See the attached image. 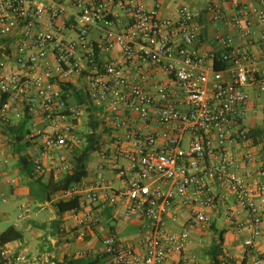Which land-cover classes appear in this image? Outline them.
<instances>
[{
    "label": "built area",
    "instance_id": "obj_1",
    "mask_svg": "<svg viewBox=\"0 0 264 264\" xmlns=\"http://www.w3.org/2000/svg\"><path fill=\"white\" fill-rule=\"evenodd\" d=\"M42 1L0 0V121L10 127L27 122L21 144L37 154L34 173L56 181L74 172V152L91 132L88 109L99 127L123 132L102 141L92 183L84 178L57 197L79 201L73 212L79 228L97 225L98 206H114L120 198L128 202L125 217L141 220L144 254L110 233L99 255L103 264H167L177 256L198 264L186 255L191 233L212 227L207 210L218 205L237 231L245 226L240 216H248L251 234L244 246L253 249L264 238V164L243 169L241 162L264 154V0L252 6L223 0L232 3L231 15L209 3L204 13L210 22L232 28L245 42L218 29L204 53L189 50L200 42L202 27L200 13L188 6L173 21L161 20L138 0ZM114 6L131 21L125 32L113 29ZM71 16L76 22L59 25ZM65 29L76 39L61 37ZM97 29L103 32L99 52L90 38ZM254 45L260 53L250 49ZM115 48L121 59L102 60L101 49ZM75 78L86 81L82 103L71 102ZM252 91L258 98L250 107ZM108 169L117 172L121 188L108 184ZM177 203L192 208L191 217L182 232L172 233L166 214ZM0 264L52 263L3 246ZM220 264L242 263L223 258ZM248 264H264V253Z\"/></svg>",
    "mask_w": 264,
    "mask_h": 264
},
{
    "label": "crops",
    "instance_id": "obj_2",
    "mask_svg": "<svg viewBox=\"0 0 264 264\" xmlns=\"http://www.w3.org/2000/svg\"><path fill=\"white\" fill-rule=\"evenodd\" d=\"M213 1L221 4L229 15L233 13L232 3L224 2L223 0H138L139 4L148 11L156 12L158 18L161 20L176 21L179 10L184 6L198 11L200 13L198 21L202 27V35L198 44L189 47L190 51L198 53L206 52L213 44L218 29L230 35L237 44L244 43L245 40L232 28H226L220 23L213 24L210 22L204 10ZM238 1L247 6L255 4V0ZM38 2L42 3L43 1L38 0ZM113 15H115L113 29L117 32L127 31L131 24L130 19L124 16L117 6L113 7ZM70 22H76V19L72 16L70 18L65 17L60 21L59 25L64 26L66 25L65 23ZM102 35L103 32L97 29L93 30L90 36L98 52L99 46L102 44ZM61 37L76 39L77 35L74 31L65 29L62 31ZM250 49L257 54L262 50L258 45H254ZM100 55L102 60L106 62L117 61L122 57L120 48H115L108 53L101 49ZM72 83V89L77 93L83 85L85 86L86 81L75 78ZM257 98L256 91H252L250 107L255 105ZM76 101V95H73L71 102ZM96 115L98 120L102 122L103 112L98 110L96 111ZM9 128L10 126L0 121V203L3 201L4 204H7L11 199L21 202L23 209H28L27 213L24 211L23 216L26 226L23 228L24 231L26 228L29 237L28 240H25V233L23 234L16 227H13L23 234V239L5 245L6 249L12 252L25 253L33 259L47 260L52 264H67V260L76 259L75 254L77 252H83L88 259L98 257L103 250V239L110 233H115L123 241L134 243L137 246L138 252L142 255L144 254V249L141 245L142 222L137 217H125L128 202L123 201L121 198L117 200L118 203L114 206L109 205L104 207L103 205H99V222L97 225L83 228L76 226L73 220L74 210L63 215H58L54 204L58 201L57 197L59 193L53 196L50 202H37L32 192V189L35 191L37 179H42L45 184L50 181L55 183L60 181L54 180L53 176L49 174L39 177L33 173L34 179L22 174V169L19 165L20 157L25 156L33 163L37 154H30L32 152L30 148L22 144L20 145L22 151L18 154V147L14 145ZM99 132L102 134V141L108 143L114 141L115 136L123 135L122 131H115L106 126L104 127L103 124H100ZM25 148H28L29 151L25 152ZM96 154L99 161L94 174H90L88 170V176L85 178L90 183L93 182L97 167L102 162L99 151ZM235 155L241 159L245 154ZM121 164L126 168L128 167V161L125 159L121 160ZM241 164L243 169H257L264 164V155L255 154V161L253 163L246 165L241 162ZM105 177L108 184L112 187L121 188L124 185L117 172L113 169H108ZM13 180L16 181L15 184L10 183ZM191 209L190 207H183L179 203L170 208L166 214L167 230L172 233L182 232L191 217ZM5 212L8 214L9 210L7 209ZM207 212L213 219L212 227L206 231L197 229L191 233L192 241L187 247L186 254L190 262L195 260L198 264H212L210 252L219 243H221L222 251V254L218 257L219 260L233 258L238 263L248 264L257 257L258 252L264 253V238L262 237L255 240L253 249H245L244 242L251 234L249 219L246 214H242L238 220L245 224L244 228L241 231H237L234 224L225 220L223 205H218L214 209L207 210ZM4 217L5 215L1 216L0 213V220ZM43 230H46V232H43ZM3 232H0V235ZM30 250L34 252L33 256L29 254ZM167 264L188 263L183 260V257L177 256Z\"/></svg>",
    "mask_w": 264,
    "mask_h": 264
},
{
    "label": "trees",
    "instance_id": "obj_3",
    "mask_svg": "<svg viewBox=\"0 0 264 264\" xmlns=\"http://www.w3.org/2000/svg\"><path fill=\"white\" fill-rule=\"evenodd\" d=\"M76 99L78 102L82 103L83 94L81 91L76 93ZM3 101H0V106ZM90 113V121L89 128L90 133L86 135V143L82 148L75 150L74 152V172L72 175L67 176L64 180L55 183L50 181L48 183H44L42 179H37L35 182V191L32 189L34 199L39 203L50 202L56 194L61 191L67 189L70 185L76 182H80L82 179L88 176L87 164L89 162L92 154L96 153L102 143V134L99 132V122L95 119L94 114H92V110L88 109ZM27 130V122L20 126H13L9 128V133L13 137L14 145L17 148V153L20 154L22 151L21 141L24 139ZM255 135V143L259 144L261 141L258 138L260 135V131H254ZM264 155V154H263ZM19 165L22 169V174L24 176H28L31 179H34V164L28 160L25 156L20 157ZM33 188V187H32ZM55 208L58 215H63L67 212L73 211L79 207L78 200H69L63 201L58 200L55 202ZM23 239V234L16 230L13 227L8 228L0 235V247H3L11 242L19 241ZM222 254L221 251V243L215 245L210 252V256L212 259V264H220L219 256ZM67 264H103V261L100 256L88 259H69L67 260Z\"/></svg>",
    "mask_w": 264,
    "mask_h": 264
},
{
    "label": "rangeland",
    "instance_id": "obj_4",
    "mask_svg": "<svg viewBox=\"0 0 264 264\" xmlns=\"http://www.w3.org/2000/svg\"><path fill=\"white\" fill-rule=\"evenodd\" d=\"M262 99L264 100V93L261 96ZM84 132L88 131L87 128V122H84V126L82 127ZM25 152L29 151L28 148L24 149ZM99 161L98 155L96 153L92 154V156L89 159V162L87 164V169L89 170L90 174H94L96 165ZM0 213L1 216H4L0 220V232H3L7 230L10 227H16L19 231H21L23 234L25 233V240H28V231L25 228L24 231V226L25 225V220H24V209L22 208V203L13 201L10 199V201L7 204H4L3 201L0 203ZM9 210L8 214L5 212V210ZM3 214V215H2ZM43 232H46V230H43ZM33 244V243H32ZM29 254L33 256L34 252L32 250L29 251Z\"/></svg>",
    "mask_w": 264,
    "mask_h": 264
}]
</instances>
